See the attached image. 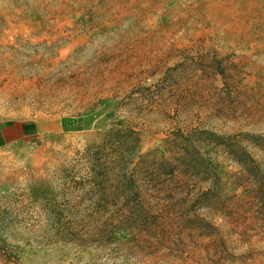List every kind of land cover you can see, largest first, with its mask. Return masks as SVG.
Returning a JSON list of instances; mask_svg holds the SVG:
<instances>
[{
    "label": "rangeland",
    "instance_id": "obj_1",
    "mask_svg": "<svg viewBox=\"0 0 264 264\" xmlns=\"http://www.w3.org/2000/svg\"><path fill=\"white\" fill-rule=\"evenodd\" d=\"M37 120L57 132L22 135ZM0 122L21 130L0 149V264H264L241 196L183 221L146 192L157 219L115 224L84 192L85 149L110 129H134L142 153L174 130L264 137V0H0ZM217 153L234 194L237 165Z\"/></svg>",
    "mask_w": 264,
    "mask_h": 264
},
{
    "label": "trees",
    "instance_id": "obj_2",
    "mask_svg": "<svg viewBox=\"0 0 264 264\" xmlns=\"http://www.w3.org/2000/svg\"><path fill=\"white\" fill-rule=\"evenodd\" d=\"M247 137L255 138L251 144L257 151L264 150L263 136H225L192 129L174 130L161 147L142 153L141 138L134 129H110L101 143L85 149L88 175L84 192L92 210L115 224L119 214H126L135 223H152L157 219L145 209L146 192L151 193L149 197L160 195L165 203L179 204L184 211L180 215L183 221L190 217L194 207L214 208L226 217L233 199L241 196L257 221L264 223V167L250 150ZM217 152L237 165L230 185L235 192L240 189L239 194H225L228 178L224 179V174L217 170ZM40 198L47 201L45 194ZM47 210L59 221L65 211L58 204Z\"/></svg>",
    "mask_w": 264,
    "mask_h": 264
},
{
    "label": "crops",
    "instance_id": "obj_3",
    "mask_svg": "<svg viewBox=\"0 0 264 264\" xmlns=\"http://www.w3.org/2000/svg\"><path fill=\"white\" fill-rule=\"evenodd\" d=\"M57 132V122L54 120H37L31 122L22 128V135L41 134ZM21 136V130L17 126L2 124L0 122V149L7 148L11 143V138Z\"/></svg>",
    "mask_w": 264,
    "mask_h": 264
}]
</instances>
